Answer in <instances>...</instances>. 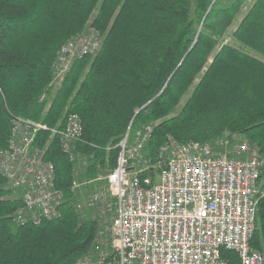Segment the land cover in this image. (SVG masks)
<instances>
[{
	"label": "trees",
	"instance_id": "1",
	"mask_svg": "<svg viewBox=\"0 0 264 264\" xmlns=\"http://www.w3.org/2000/svg\"><path fill=\"white\" fill-rule=\"evenodd\" d=\"M246 1L0 0V149L13 116L62 126L73 111L83 121L77 148L88 161L76 175L58 139L41 134L65 196L62 216L38 225L12 221L21 198L0 175V264H74L94 246L101 221L77 209L72 184L114 168L129 128L133 138L155 122L143 148L153 161L169 135L206 141L224 132L256 143L264 156V60L206 32L232 35L264 56V0L239 17ZM87 25L100 31V50L74 61L55 85L58 50ZM251 245L264 254V195ZM223 255L240 264L234 251Z\"/></svg>",
	"mask_w": 264,
	"mask_h": 264
},
{
	"label": "built area",
	"instance_id": "2",
	"mask_svg": "<svg viewBox=\"0 0 264 264\" xmlns=\"http://www.w3.org/2000/svg\"><path fill=\"white\" fill-rule=\"evenodd\" d=\"M101 45L94 26L68 38L53 64L56 79ZM153 129L148 123L131 138L129 128L116 145L115 167L97 177L106 180L110 199L97 190L79 204L96 208L93 215L102 228L94 246L74 264H229L223 250L234 251L240 264H264L262 251L251 245L264 195L259 147L238 133L186 142L169 135L153 161L143 154ZM43 133L49 134L48 141L57 138L71 161H79L76 175L88 163L77 148L83 133L79 113L67 112L62 126L13 116L0 149V175L21 198L12 214L18 225L62 216L65 195L56 185L55 164L46 157L48 145L41 143ZM80 185L74 180L72 191Z\"/></svg>",
	"mask_w": 264,
	"mask_h": 264
},
{
	"label": "rangeland",
	"instance_id": "3",
	"mask_svg": "<svg viewBox=\"0 0 264 264\" xmlns=\"http://www.w3.org/2000/svg\"><path fill=\"white\" fill-rule=\"evenodd\" d=\"M256 0H247L246 1V6H244V8H243V10L241 11V13H240V15H239V17H241L242 16V13L244 12V11H246L248 8H249V6L250 5H252L254 2H255ZM88 27H89V25H87L86 26V28L82 31V32H80V33H83V32H85V30L86 29H88ZM206 32L209 34V35H212L214 38H216L220 43H229V44H232V45H235V46H239V48H241V49H243V50H245V51H248V49L246 48V47H244V45H242L241 43H239L237 40H236V38H234L232 35H227L226 37H222V36H220V35H217V34H215L214 32H212V31H210V30H206ZM80 33H77V34H80ZM76 34V35H77ZM100 35H101V33H100ZM70 38V37H69ZM101 38H102V35H101ZM62 46V45H61ZM58 53V52H57ZM55 62V61H54ZM54 64V63H53ZM64 76V75H63ZM62 77H60V78H57L56 79V77H55V75H54V77H53V80H54V82H55V85H57L58 83H59V81H60V79H61ZM191 91H192V88H190L189 89V91L187 92V94L183 97V100H182V103H181V105L185 102V100L187 99V97L190 95V93H191ZM181 105L180 106H178L177 107V110L176 111H178L179 109H180V107H181ZM149 123H153L154 125H155V122H149ZM146 124H148V123H146ZM146 124H144V125H142L140 128H138V129H141V128H143ZM137 129V130H138ZM227 133H230V132H224L222 135H220V136H218V137H221V136H224V135H226ZM173 136V135H172ZM175 137V136H174ZM218 137H216V138H218ZM244 137V136H243ZM216 138H214V139H216ZM47 140V139H46ZM167 140V139H166ZM43 142H45V140L43 141ZM46 143V142H45ZM48 143H49V141H48ZM165 143V142H164ZM163 143V144H164ZM254 145H257L256 143H254ZM258 146V145H257ZM77 163H79V161H76ZM90 181L91 182H81V185H80V187L77 189V192H78V199H77V205H76V207H77V209L80 211V212H82L84 215H86V213L88 212V210H89V212H91L92 214H94V212L95 213H97V211H94V212H92L90 209H88V208H86V207H84V206H82V208H80L79 207V204H81V205H83V203H84V201L86 200V198L90 195V193H92V192H94V191H97V190H101L102 191V193H103V199H110V193H109V189H108V185H107V183H106V180H104V179H97V178H94V179H90ZM16 192V193H15ZM14 192V194L15 195H17L18 196V192L17 191H15ZM97 208H98V206H96ZM96 209V208H95ZM103 223H104V225L106 224L105 223V221H103ZM105 229H106V227H105Z\"/></svg>",
	"mask_w": 264,
	"mask_h": 264
},
{
	"label": "crops",
	"instance_id": "4",
	"mask_svg": "<svg viewBox=\"0 0 264 264\" xmlns=\"http://www.w3.org/2000/svg\"><path fill=\"white\" fill-rule=\"evenodd\" d=\"M247 49H248V48H247ZM248 52H250V53H252L253 55H255V56H257V57H259V58H261V59L264 60V56H263L261 53L255 51V50H252V49H248Z\"/></svg>",
	"mask_w": 264,
	"mask_h": 264
},
{
	"label": "water",
	"instance_id": "5",
	"mask_svg": "<svg viewBox=\"0 0 264 264\" xmlns=\"http://www.w3.org/2000/svg\"><path fill=\"white\" fill-rule=\"evenodd\" d=\"M110 172L109 169H99V174L106 176Z\"/></svg>",
	"mask_w": 264,
	"mask_h": 264
}]
</instances>
